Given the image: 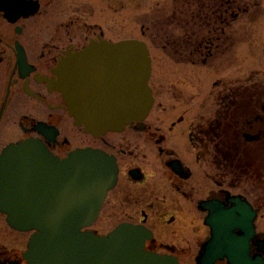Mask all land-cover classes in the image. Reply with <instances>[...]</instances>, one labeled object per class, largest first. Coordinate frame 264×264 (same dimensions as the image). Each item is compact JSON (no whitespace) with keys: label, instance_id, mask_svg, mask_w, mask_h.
I'll return each instance as SVG.
<instances>
[{"label":"flooded vegetation","instance_id":"flooded-vegetation-1","mask_svg":"<svg viewBox=\"0 0 264 264\" xmlns=\"http://www.w3.org/2000/svg\"><path fill=\"white\" fill-rule=\"evenodd\" d=\"M24 1L37 12L14 22L0 13V153L28 138L40 140L60 159L76 150L100 152L116 167V182L88 230L107 234L131 225L143 230L145 250L176 264H264V70L252 69L241 83L226 81L214 102L208 105L206 95L192 109L181 103L187 77L177 83L168 79V94L178 101L174 114L152 121L149 113L119 131L89 132L71 116L57 88L60 66L92 42L127 37L108 36L109 28L86 20L73 28L70 23L65 33L59 27L54 37L40 36L51 20L47 10L62 8L64 0ZM180 1L187 4L183 15L204 24L201 34L183 37L192 47L186 54L199 55L204 64L215 52L232 50L237 37H227L226 29L261 7L258 0H174L173 5ZM80 15L73 19H87ZM152 24H159L158 13ZM28 31L38 37H26ZM79 32L85 36L75 37ZM258 41L264 51V37ZM154 76L151 56L152 110L167 113L158 101L164 84ZM177 106L187 108L177 113ZM207 106H214L213 113ZM5 247L0 246V264H26L23 251Z\"/></svg>","mask_w":264,"mask_h":264},{"label":"water","instance_id":"water-1","mask_svg":"<svg viewBox=\"0 0 264 264\" xmlns=\"http://www.w3.org/2000/svg\"><path fill=\"white\" fill-rule=\"evenodd\" d=\"M0 12L14 22L36 7L0 0ZM92 43L60 66L57 88L70 114L93 133L144 119L153 103L145 44ZM115 182L116 167L100 152L76 150L60 159L37 139L9 144L0 154V212L13 229L33 232L27 264H176L145 250L143 230L131 225L108 235L83 230Z\"/></svg>","mask_w":264,"mask_h":264},{"label":"rangeland","instance_id":"rangeland-1","mask_svg":"<svg viewBox=\"0 0 264 264\" xmlns=\"http://www.w3.org/2000/svg\"><path fill=\"white\" fill-rule=\"evenodd\" d=\"M75 1L78 2L77 8L74 6ZM258 1L261 2V7L252 9L250 17L246 15L240 17L239 21L226 29L227 37H237L233 49L227 50L221 56L219 52H215L206 64L200 63L199 55L186 54V51L192 47L187 48L183 37L192 32L195 33L193 37L201 34L204 24L198 18L199 21L190 20L189 17L183 15L180 9L186 11L187 4L181 1L173 5L174 0H64L65 4L62 8L47 10V20L49 18L51 20L46 21L44 31L40 36L54 37L59 27L63 29V31L59 29L60 33H65L64 27H68L70 23L73 28L74 23L83 25L86 20L91 21L90 23L96 22L105 29L109 28L108 36L114 38L144 39L153 58L156 74L154 78L158 77L164 84L159 90L158 101H162L163 107L169 108L167 113L159 111L157 107L154 108L151 112V119L156 121V116L174 114L171 108L178 104V101H174L168 94L171 92L168 91V88L171 89V82H167L168 79L177 83L182 81L184 76L187 77V80L182 82L180 90L183 99L181 103L187 101L192 104V107H189L192 109L193 105H197L206 95L209 98L208 105L214 102L215 96L225 88L226 81L231 82L233 79L241 83L245 81L252 69L264 70V51L258 41L264 37V0ZM83 2L86 3L87 9L86 6L80 8V3ZM79 12L84 13L80 15ZM157 13L159 24L153 26L152 20ZM74 14L87 19L76 18L74 20ZM174 14H176L175 18H172ZM60 15L63 20L57 23ZM27 27L29 30L34 29L33 21L28 23ZM3 32L4 30L0 29V34ZM35 34L38 35L36 31L35 33L28 31L26 37H38ZM83 34L79 32L74 36L84 37ZM178 108L180 109L177 113H180L187 107ZM207 109L210 114L214 106H207ZM190 112L189 110L188 114L195 113L194 110ZM28 238L29 233L17 232L9 228L4 216L0 214V246L4 245L7 250L20 253L25 250Z\"/></svg>","mask_w":264,"mask_h":264},{"label":"bare ground","instance_id":"bare-ground-1","mask_svg":"<svg viewBox=\"0 0 264 264\" xmlns=\"http://www.w3.org/2000/svg\"><path fill=\"white\" fill-rule=\"evenodd\" d=\"M64 60H65V59H64ZM64 60H63V61H64ZM152 106H153V103H152ZM152 106H151V108H150L148 114L152 112ZM148 114H147V115H148ZM0 213H1V212H0ZM1 214H2V213H1ZM14 230L17 231V232H21L20 230H17V229H14ZM24 232H25V233H29V235L32 233V231H24Z\"/></svg>","mask_w":264,"mask_h":264}]
</instances>
